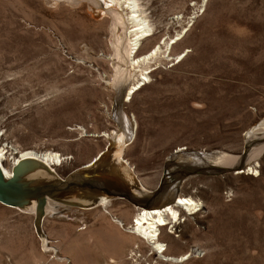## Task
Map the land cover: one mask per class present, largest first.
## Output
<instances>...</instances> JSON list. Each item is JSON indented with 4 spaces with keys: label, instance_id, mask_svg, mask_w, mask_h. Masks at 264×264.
I'll list each match as a JSON object with an SVG mask.
<instances>
[{
    "label": "rangeland",
    "instance_id": "rangeland-1",
    "mask_svg": "<svg viewBox=\"0 0 264 264\" xmlns=\"http://www.w3.org/2000/svg\"><path fill=\"white\" fill-rule=\"evenodd\" d=\"M141 1L154 35L137 55L177 39L125 103L114 86L107 0H0V147L57 151L64 159L53 169L64 177L104 149L101 133L127 134L135 118L123 157L147 190L165 185L163 195L174 184L164 171L182 161L169 163L174 151H243L264 120V0ZM256 162L254 174L179 178L177 193L201 203L186 222L166 223L181 242L166 240L170 255L198 248L184 262L130 258L134 238L113 216L129 222L134 206L113 198L106 207L56 202L40 222L44 242L33 214L0 202V264H264V151ZM136 241L138 252L151 253Z\"/></svg>",
    "mask_w": 264,
    "mask_h": 264
},
{
    "label": "bare ground",
    "instance_id": "bare-ground-1",
    "mask_svg": "<svg viewBox=\"0 0 264 264\" xmlns=\"http://www.w3.org/2000/svg\"><path fill=\"white\" fill-rule=\"evenodd\" d=\"M102 1L103 0H91V2H94L97 5L100 4V2L102 3ZM98 6H102V4ZM105 7L106 12L111 16L109 32L111 34L110 36H112L111 40L113 42V47L115 48L114 56L115 61L117 62L115 65L116 79L114 86L118 93L123 91L125 92V94H123V100L127 103L132 100L131 98L133 94H135L142 81L148 79L150 62L155 58H158L161 54L165 55L166 52H168V56L171 45L177 38L172 37L169 41L155 43L148 51L137 55V52L143 42L152 38L154 35V28L148 18L143 1L107 0ZM118 7H120V9H118ZM124 10L126 12L125 15L123 13ZM119 29L121 30V35L119 34L120 37L117 36ZM179 55H181V53L177 56ZM121 64L123 66H121ZM117 121L120 123V129L122 130L123 127L121 122L119 120ZM134 126L136 127L135 118H133V124L127 134L118 135V133L114 131L110 132V134L107 132H103L101 134L108 139L106 145L109 144L110 147L112 146L111 154L113 162L117 167L116 169H118V171H120L128 181L131 191L134 194H149L150 191L143 186L133 167L128 163L127 159L123 157L124 145L127 141L134 137V135H132L135 128ZM247 134L249 139L245 144L246 150L244 153L241 152L239 155L221 151L191 155L179 152L180 150L174 151L170 155V164L174 163L173 161H175V159L173 158L181 157L182 161L179 164L174 163L176 164L174 165L175 169L168 170V173H173V175H183L184 177V173L193 168L190 166L192 163L190 157H193L200 166L205 168L204 170H207L206 173L215 174L214 171L216 168H230L242 161L245 164V167L242 171H237L236 173L246 172L247 174H254L256 171V159L264 151V120L257 126L250 129ZM253 140H257L258 142H253ZM12 151H15L17 155L16 157H13V166L8 168L3 162L5 160H9L8 153L13 154ZM101 151H99L97 155ZM97 155L94 158H96ZM24 158H33L36 161L34 162L35 166L32 167V169L18 178L21 181L31 180L33 178L52 179L54 177L53 174L44 170L43 164H46L53 169L55 166L57 167L63 163L62 161L64 159L61 153L53 150H36L32 148L18 150L12 145H10V147H8L7 144L1 145L0 166L4 171V176L10 177L13 172V167ZM96 162L97 161H95L94 164ZM171 185H169L168 192L163 196L165 197L163 204L153 208H137L134 206L135 211L129 222H124L119 216H113V220L116 223H119L120 226H124L126 231H128L134 238L133 248L130 250V258H132L135 262L153 261V254H155V256L158 257L157 259L161 262L181 263L190 259L192 254H196L198 251V248L192 249L191 252H186L179 256L170 255L169 253L172 247L166 242L167 239L174 241L175 244H179L181 242L171 236V232L168 231V225L166 223H171V225L174 223L171 227L174 228L182 221L186 222V218H184V216H192L196 214L200 210L199 206L201 205L200 201L192 195L178 194L177 185L172 186L170 189ZM165 189L166 187L163 185L158 189V192L164 193ZM171 193H174V195H171ZM112 199V196L98 192L93 199L81 200L85 203L91 202L94 206L106 207L108 202L112 201ZM7 206L24 213L33 214L35 218L37 216L35 199H30L22 206L11 204H7ZM54 209H56V202L49 199L44 207L45 213L50 214ZM175 222H178V224ZM33 228L37 236L41 237L44 242L45 238L41 234L40 225L34 222ZM136 240L146 243L148 251L151 250V253L148 255L146 252H138L137 249L139 248V244ZM177 247L178 245H176V248ZM53 250L55 251V248H53Z\"/></svg>",
    "mask_w": 264,
    "mask_h": 264
},
{
    "label": "water",
    "instance_id": "water-1",
    "mask_svg": "<svg viewBox=\"0 0 264 264\" xmlns=\"http://www.w3.org/2000/svg\"><path fill=\"white\" fill-rule=\"evenodd\" d=\"M122 100V94L116 97V104ZM100 135V134H99ZM109 144L93 158L88 164L71 170L64 177L57 175L54 169L43 164L44 170L53 174L52 179L33 178L23 180L20 178L24 173L35 166L33 158L21 159L14 167L10 177L4 176V171L0 166V202L5 205H24L30 199L36 200L37 216L35 222L40 225L42 217L45 215L44 207L50 199L67 206H76L83 208L93 207L91 202L85 203L81 199H93L98 192H102L113 198H121L130 202L137 208H153L163 204V193L158 192V188L145 194H134L126 178L122 175L113 162L111 154L112 146ZM246 150V146L242 153ZM97 161L95 164L94 162ZM169 163L171 158L169 156ZM245 164L240 161L239 164L230 168H216L215 174H224L226 172L242 171ZM204 168H193L187 170L184 176L196 172L206 173ZM167 174L169 171H164ZM240 173V172H239ZM119 174V175H118ZM170 183L173 181L177 185L179 178L183 175H173ZM164 178V177H162ZM178 178V179H177ZM145 195V197H143Z\"/></svg>",
    "mask_w": 264,
    "mask_h": 264
}]
</instances>
